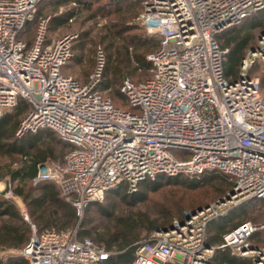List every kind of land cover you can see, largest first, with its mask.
Wrapping results in <instances>:
<instances>
[{"label":"built area","instance_id":"2783aa9c","mask_svg":"<svg viewBox=\"0 0 264 264\" xmlns=\"http://www.w3.org/2000/svg\"><path fill=\"white\" fill-rule=\"evenodd\" d=\"M43 1L0 0V118L25 99L31 110L18 137L49 129L73 146L63 163L41 165L34 185L58 184L74 198L81 217L88 205L103 203L107 193L122 187L131 194L159 177L224 173L234 184L224 202L187 214L167 233L154 232L137 243L133 262L213 264L212 222L247 202H264V96L259 80L249 76L264 63V37L243 59L236 80L224 74L229 50L217 38L264 10V0H141L140 20L161 44L147 57L151 78L123 81L131 111L96 91L105 67L101 50L94 73L81 83L63 73L74 57V36L46 42L47 19L28 48L22 35ZM6 191L13 197L10 184ZM31 228L19 254L29 264H101L110 255L92 240H80L77 229ZM258 232L259 247L252 243ZM218 249L264 264V222L241 224Z\"/></svg>","mask_w":264,"mask_h":264},{"label":"trees","instance_id":"16d2710c","mask_svg":"<svg viewBox=\"0 0 264 264\" xmlns=\"http://www.w3.org/2000/svg\"><path fill=\"white\" fill-rule=\"evenodd\" d=\"M108 1L111 6L117 7L132 0ZM134 1L133 7L129 9L137 13L139 11L138 5H140L141 15L144 10L143 3L141 0ZM45 3L46 6L40 8ZM69 4L80 5L81 0H47L38 5L35 20L27 26L26 31L22 35V40L26 42L28 48L34 44L41 23L47 19L46 42L57 39L49 36L48 26L50 25L52 31L65 26L76 16V10H71L54 18H44L41 15L48 7L57 11ZM33 25H36L35 35L26 38L27 31ZM257 30L261 32V36L264 34V10L255 13L239 26L228 30L217 38L218 43L229 50L223 64L224 74L229 80L238 78L243 59L253 48L256 49L258 47L261 37L257 45H252L254 41V34L252 33ZM157 38L159 41L152 40V38L146 36L132 39L130 45L135 47V54L132 58L137 64L135 71H150L152 76L153 66L147 60V57L160 48L161 38L158 36ZM74 45L73 42V54ZM68 65L63 69L64 75H68L65 73ZM262 65L264 63L258 62L251 69L249 76L257 79L254 77L253 72ZM120 71L121 65L118 66L115 63L113 54H110L108 60L106 59L105 61L102 79L96 91L104 98H109L116 108L131 111L127 99L121 92V88L113 94L116 97L115 101L112 97L105 94V91L117 85ZM149 78L141 81L128 79L135 83H141ZM260 85L264 96L262 84L260 83ZM30 110L31 105L25 99H20L16 108L6 110L0 118V179H8L13 195L23 201L27 209V215L31 223L38 228L39 233L52 230L71 231L77 229V235L80 240L90 239L110 253L107 260L101 262V264H133L137 243L149 238L156 232L157 228L162 231L171 229L174 220L182 221L186 218L187 213H193L217 203L233 189L234 184L230 177L215 170H209L204 175L197 177L191 175L159 177L154 181L141 183L135 193L130 194L123 187L107 193L105 198L107 204L105 205H102V203L88 205L85 210L90 206H94L100 216L107 220V224L101 229L91 227L87 215L89 212L82 219L73 206L74 198L69 199V197L65 196L58 184L46 182L34 185L33 179L37 176L39 167L45 164L63 163L65 156L73 149V146L63 142L55 131L49 129L39 130L34 134H25L20 138H16L15 134L21 119ZM48 140L49 142H47ZM56 146L62 147L59 153L56 152ZM67 149L68 151L65 153ZM1 162L4 163L1 164ZM32 186H39V188L34 190ZM165 187H183L189 191L216 187L215 192L219 198L213 203H199L197 207L189 211L178 207L176 215L162 208L155 213L157 219L150 220L148 210L143 211L142 209L151 202L152 194H157ZM243 214L239 212L229 218L231 216L230 213L224 218L215 220L210 225L208 245L216 248L212 258L213 264H252L250 258L237 257L229 249H218L227 233L248 222L245 221L246 216ZM262 236L261 232L256 233L252 243L257 247L261 246ZM29 241V224L24 221L16 205L0 198V249L21 251ZM0 264L29 263L23 258H16L9 259L4 263L0 261ZM166 264L180 263L168 262Z\"/></svg>","mask_w":264,"mask_h":264},{"label":"rangeland","instance_id":"374dc122","mask_svg":"<svg viewBox=\"0 0 264 264\" xmlns=\"http://www.w3.org/2000/svg\"><path fill=\"white\" fill-rule=\"evenodd\" d=\"M134 0L125 2L121 5L111 6L108 0H81V4H69L55 11L51 7H48L42 17L54 18L61 16L71 10H76V16L68 22L65 26L58 28L55 31L48 26V34L52 38H59L65 35L74 36V58L70 62V65L65 69V73L77 79L81 83L89 81L90 76L94 73L96 67V57L98 51H102L106 59L113 54L115 63L118 66L121 65L120 77L116 86H112L111 89L105 91L106 95L112 97L115 101L116 97L113 95L116 90H120L121 84L125 78H129L133 81H141L151 76L150 71L138 70L137 64L133 60L135 54V47L130 45L132 39L146 36L152 38V40L159 41L157 36L151 35L147 32L145 26L140 20L141 6L138 5L139 11L137 13L129 8L133 7ZM46 6L43 4L40 8ZM36 31V25H33L26 33V38L34 36ZM254 41L252 45H257L261 32L259 30L254 31ZM253 75L260 80L262 84V91L264 93V65L259 66L254 70ZM27 115L21 119L18 130L15 134L16 138L18 131L20 130ZM27 134H34L33 132ZM49 142V140L47 141ZM63 145V144H62ZM56 152L61 151L60 146H56ZM68 149L65 151V153ZM177 153L176 151L173 152ZM4 162H1L3 164ZM8 179H0V198L12 202L18 208L24 221L29 224V238L32 237V228L34 225L25 220L24 214H27V209L23 201L15 197H7L6 190L9 185ZM34 190H37L39 186H32ZM216 187L202 188L197 191H189L183 187H165L157 194L151 195V202L142 210H148L150 220H155L156 211L159 209H165L168 212L176 215L178 207L185 211H189L201 204L207 202L213 203L219 197L215 192ZM71 199V198H69ZM107 204L105 200L102 205ZM89 212L88 220L91 227H98L101 229L107 224V220L102 218L98 213V210L94 206H90L83 212L81 218L84 219L86 213ZM244 213L246 216L245 221L258 224L264 221V202L263 201H251L247 202L238 208L232 210V218L237 213ZM29 218V217H28ZM175 219V218H174ZM228 219V218H227ZM174 220L173 222H175ZM37 228V227H36ZM38 230V228H37ZM223 242V241H222ZM21 251H11L0 249V261L6 262L9 259L22 258L19 254ZM249 260V259H247Z\"/></svg>","mask_w":264,"mask_h":264},{"label":"water","instance_id":"95a60500","mask_svg":"<svg viewBox=\"0 0 264 264\" xmlns=\"http://www.w3.org/2000/svg\"><path fill=\"white\" fill-rule=\"evenodd\" d=\"M264 37V34L261 36V38L260 39H262ZM255 51H256V49L255 48H253L252 49V52L253 53H255ZM42 169H45V165H42ZM219 202H224V198H222L221 200H219ZM218 202V203H219ZM196 212H193L192 214H195ZM188 214V216L190 217L191 216V214L190 213H187ZM173 227V226H172ZM169 230H164V231H162L160 228H157V230H156V232H158V233H161V232H165V233H167ZM254 264V263H253Z\"/></svg>","mask_w":264,"mask_h":264}]
</instances>
